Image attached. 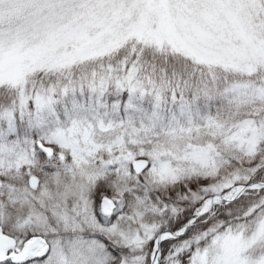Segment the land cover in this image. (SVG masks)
I'll list each match as a JSON object with an SVG mask.
<instances>
[{
  "label": "snow or ice",
  "instance_id": "snow-or-ice-1",
  "mask_svg": "<svg viewBox=\"0 0 264 264\" xmlns=\"http://www.w3.org/2000/svg\"><path fill=\"white\" fill-rule=\"evenodd\" d=\"M0 264H264V0H0Z\"/></svg>",
  "mask_w": 264,
  "mask_h": 264
}]
</instances>
